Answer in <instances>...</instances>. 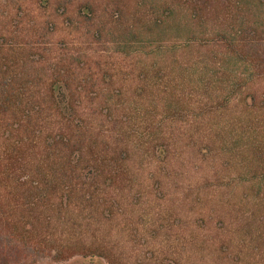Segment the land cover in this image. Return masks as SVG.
Masks as SVG:
<instances>
[{"label":"trees","instance_id":"obj_1","mask_svg":"<svg viewBox=\"0 0 264 264\" xmlns=\"http://www.w3.org/2000/svg\"><path fill=\"white\" fill-rule=\"evenodd\" d=\"M138 4L143 2L0 0V264H10L16 249L27 255L19 264L45 258L122 264L112 224L123 212L118 196L138 183L132 136L152 109L121 107L123 94L110 88L123 78L96 74L81 49L71 53L62 45L61 53L50 57L46 46L55 20L62 18L83 44L101 42L109 33L123 53L147 52L162 35L194 37L177 16L195 21L228 7L222 0H160L156 18L134 21ZM128 16L129 22L123 21ZM174 21L178 29L170 27ZM147 30L150 39L143 36ZM218 35L215 46L223 53L215 67L227 71L237 60L248 78L264 73L261 28L242 22L234 34ZM150 135L140 141L148 149L161 140L158 129Z\"/></svg>","mask_w":264,"mask_h":264},{"label":"rangeland","instance_id":"obj_2","mask_svg":"<svg viewBox=\"0 0 264 264\" xmlns=\"http://www.w3.org/2000/svg\"><path fill=\"white\" fill-rule=\"evenodd\" d=\"M141 1L134 21L156 18L160 0H152L153 7ZM222 1L228 7L216 16L195 21L177 16L192 30V39L157 36L147 52L136 50L137 57L134 49L123 53L109 33L101 42L83 44L62 18H56L57 29L45 45L50 57L61 53L62 45L71 53L81 49L96 74L123 78L110 88L123 94L121 107L152 109L132 136L138 183L118 196L123 212L112 224L122 264H264V73L248 78L237 60L227 71L214 66L223 53L215 46L219 33L234 34L242 22L264 31V0ZM156 129L159 147L153 149L152 141L148 149L140 141H149ZM26 257L13 250L10 264ZM38 264L110 263L45 258Z\"/></svg>","mask_w":264,"mask_h":264}]
</instances>
